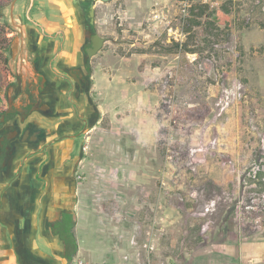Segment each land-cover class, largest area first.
<instances>
[{
    "label": "rangeland",
    "instance_id": "1",
    "mask_svg": "<svg viewBox=\"0 0 264 264\" xmlns=\"http://www.w3.org/2000/svg\"><path fill=\"white\" fill-rule=\"evenodd\" d=\"M253 1L245 0L244 5V0H195L190 17L200 23L190 27L183 53L186 48L199 55L212 51L214 40L223 39L230 40L236 51L219 53L207 74L182 57L175 111H166L171 122L165 127L159 79L175 64L178 50L167 37H158L151 13L157 3L161 6L173 0L97 2L95 27L109 43L92 57L85 54L89 43L86 15L75 12L82 6L64 13L58 6L50 7L48 0H0V115L10 99L22 107L23 92L28 95L32 86L39 93L42 78H47L54 115L37 110L31 117L57 133L46 144L28 148L15 167L1 172L0 196L11 183L22 186L26 182L24 191L16 189L17 200L26 192L28 203L35 204L46 189L57 198L55 184L42 189L30 184L29 177L34 181L48 177L42 167L37 169L38 178L26 171L29 164L37 168L45 164L49 148L58 156L53 164H72L63 174L67 185L79 190L76 198L71 195L69 199L73 204L79 199V245L82 250H96L99 263L88 253L94 264H103L100 257H106L105 248L116 245L119 232H124L128 246L125 264H228L237 248L264 245V229L241 235L231 211L237 175L232 166L242 169L264 150V13L257 10L248 19L247 7ZM200 7L208 9L203 16ZM212 12H218L214 15L220 29L217 35L207 24ZM221 66H227L226 76L221 77ZM72 68L84 72V91L90 89L89 98L97 107L103 106L100 123L85 126L93 129L94 144L82 147L77 159L59 138L79 120L81 127L83 113L88 112L75 101L78 87L69 74ZM91 71L95 79L87 77ZM124 84H131L138 95L146 94L141 106L153 119L148 142L142 143L134 123L114 121L123 112L112 103L114 90L117 86L118 95ZM221 98L229 104L225 109ZM106 130L117 134L110 136ZM76 141L80 145L85 140L79 136ZM193 156L204 161L194 162ZM54 170L49 171L53 181ZM213 199L217 200L215 209L204 213ZM79 257L65 264H78ZM81 260L91 264L86 258Z\"/></svg>",
    "mask_w": 264,
    "mask_h": 264
},
{
    "label": "crops",
    "instance_id": "2",
    "mask_svg": "<svg viewBox=\"0 0 264 264\" xmlns=\"http://www.w3.org/2000/svg\"><path fill=\"white\" fill-rule=\"evenodd\" d=\"M51 4L50 7L58 6L61 11L67 13L72 10L76 6H82V9L75 8L76 14H81L83 16L84 9H86L90 3H93V0H48ZM43 5V4H41ZM49 7V8H50ZM57 7V8H58ZM49 8H46V11L49 12ZM42 10V6L40 8ZM95 12L97 14V3ZM82 16H79V19L82 20ZM106 38V37H105ZM109 40L106 38L105 44L107 45ZM104 44V45H105ZM147 55V54H144ZM92 75L89 73V79H95V74L91 71ZM101 80V77L99 81ZM111 85V84H110ZM124 86V87H123ZM132 87V88H131ZM90 90V89H89ZM84 91V86L81 87L80 85L76 89L75 92V101L78 104H82L84 107L83 109L88 111L83 113L84 117H82L81 127H80V120L79 122L71 124L70 128L67 130L62 131L61 138L62 142L68 144L70 146L69 153L71 157L75 159L78 158L80 155V151L82 147L88 149L90 145L94 144V139L91 134L93 129H87L85 126L87 123L90 126L94 124L100 123L101 118V110L102 105L97 107L96 103L92 98H89L91 91ZM105 93L107 90L104 91ZM142 91H140L141 93ZM114 93L116 95L113 96V104H118L116 107L123 108V112L117 114V118L115 123H121L123 125H134L138 127L140 130V137L141 141L148 142L150 132L152 137L153 132V119L152 116L147 115L145 111H143L142 104H145V92L141 95L138 93L133 92V86L131 84L128 85H120L119 86V94L117 95V86L115 87ZM106 96V95H104ZM87 99V100H86ZM62 102V100H59ZM78 101V102H77ZM142 101V102H141ZM83 102H85L83 104ZM153 103V102H152ZM151 103V104H152ZM87 104V105H86ZM104 104H107L104 103ZM109 104V102H108ZM147 104V103H146ZM60 110V114H61ZM107 111V110H105ZM98 112L97 114H95ZM109 112V111H108ZM85 114L87 116H85ZM95 114V115H94ZM153 114V113H152ZM94 115L93 118L91 116ZM61 116V115H60ZM107 117H111V114L106 115ZM98 120V121H97ZM134 121V122H133ZM65 123V122H64ZM140 126V127H139ZM132 127V126H130ZM134 127L133 129H137ZM141 130L144 132L141 133ZM107 131V130H106ZM110 136H116L117 131L112 130L111 133L107 131ZM145 133V134H143ZM115 134V135H114ZM82 136L85 141L82 143L77 144L76 138ZM66 151V149H65ZM76 152V153H75ZM73 155V156H72ZM53 158L50 161L45 162V164H40L37 168L32 164H29L26 168L27 174L29 176L38 178V171L40 167H43L42 173H47L49 175V171L55 167L54 173L57 175L55 180L48 183L45 178L42 176V180L39 179L38 181H34L33 178H30V184L35 186L37 189H42L51 184L57 189L59 188V192L56 193L58 195L57 198L48 195V189H46L45 193L42 196H38L35 200V204H31L32 202L28 203L30 199H26V192L21 193V197L17 200V193L16 189H20V191H24V189L28 188L27 183L23 182L22 186L17 185L16 183H11L9 187L4 188L3 192L0 196V264H65L67 263V258L65 257L64 252V244L58 235H55L52 231L53 223L59 220L64 211H74L77 215V224L75 226V232L78 240V224L80 222L79 215V199L76 200V203H72L70 201V196L76 198L79 195V190L77 191L74 186L70 187L67 185V181H65L66 175L64 176L63 173L65 171L71 170L69 168L71 165L66 163L63 166L59 165L58 167L57 162L51 163L52 161L56 160L57 157L52 153ZM55 156V157H54ZM75 160L72 159L74 164ZM68 164V165H67ZM70 165V166H69ZM57 167V169H56ZM46 175V174H45ZM41 180V181H40ZM40 182V183H39ZM38 183V184H35ZM37 185V186H36ZM39 185V186H38ZM20 186V187H19ZM75 188V190L73 189ZM78 189V188H77ZM67 193V194H65ZM68 195V196H67ZM65 198V200H64ZM32 206H37V209H34ZM36 210V211H35ZM42 236V237H41ZM119 236V239L116 241V245H112L109 248H105L106 257L102 258L100 262L103 264H125L127 262V248L128 246L125 243V235L124 232H119L116 234ZM250 239L251 236L245 237ZM39 239H44V246L42 243L39 242ZM78 252L76 256L81 255L78 260L82 258H86L90 260L88 253L94 256L95 261H98V255L96 250L89 249V250H82L79 245L78 240ZM127 247V248H126ZM158 249V247H157ZM85 252H87L85 254ZM235 258L232 257V260L228 264H260L264 262V245H256V244H247L243 245L235 252ZM85 254V255H84ZM241 254V255H240ZM75 256V257H76ZM74 257V260H75ZM240 258V259H239ZM93 259V260H94ZM90 260L91 264H94L95 261ZM241 260V261H240ZM99 263V262H97Z\"/></svg>",
    "mask_w": 264,
    "mask_h": 264
},
{
    "label": "built area",
    "instance_id": "3",
    "mask_svg": "<svg viewBox=\"0 0 264 264\" xmlns=\"http://www.w3.org/2000/svg\"><path fill=\"white\" fill-rule=\"evenodd\" d=\"M195 0H173L171 4L161 5L151 13V19L157 23L158 37H167V42L178 43L179 49L177 52V60L175 64L166 70V73L159 79L160 97L162 104L161 116L164 119V126H168L171 118L167 112L175 111L176 91L181 80L180 68L181 59L186 57L188 62L198 66L201 72L210 73L208 65L211 67L217 61L219 53H234L235 47L228 39L214 40L212 51L207 50L202 54L194 51L183 53V45L191 33L190 28V10L194 5ZM202 3H211L210 0H203ZM244 5L246 4L244 0ZM213 5V4H212ZM213 7V6H211ZM250 7V8H249ZM257 10L264 13V0H254L247 7V16L250 19L251 15ZM162 27L163 29L160 30ZM219 66V64H218ZM221 77L227 75V66L219 68ZM228 97V96H226ZM220 104L224 103V98H221ZM229 104H223L222 109H225ZM163 126V128H164ZM166 130V128H165ZM167 131V130H166ZM200 147L199 150L203 151ZM194 162H202L204 158L193 156ZM233 172L237 171L236 175V190L231 205V211L234 214V220L238 232L245 236L248 233L259 232L264 229V150H260L253 161L242 169H236L233 165ZM217 204V200L213 199L204 207V213L212 212ZM78 264H86L84 261Z\"/></svg>",
    "mask_w": 264,
    "mask_h": 264
},
{
    "label": "flooded vegetation",
    "instance_id": "4",
    "mask_svg": "<svg viewBox=\"0 0 264 264\" xmlns=\"http://www.w3.org/2000/svg\"><path fill=\"white\" fill-rule=\"evenodd\" d=\"M91 5L92 3H90V5L86 9H84V13L86 15L85 19L88 24L84 26L85 33L87 32L86 37L89 42L88 46L91 45L92 35L94 33H97L95 27L96 26L95 20L94 22H92L90 17ZM86 48H85V54L86 56H88L86 52ZM85 67L87 68V71L88 69H90L87 59L85 60ZM71 71L77 74V76L80 79V82H77L75 80L74 76L71 74ZM89 72L86 73L87 77L89 75ZM69 74L72 76V80L77 87L79 85L81 87L86 85L87 78L84 72L80 71L79 69L72 68L69 70ZM38 75L40 74L38 73ZM39 85H40L39 93L34 92L33 89H31L32 86H30L31 88H29L28 95L25 96L23 92L22 95L24 97L23 96L22 97L24 102H22L23 104L22 107L15 106V104H13V102L10 99L8 103V108L6 110H3L2 115H0V174L3 171L7 172L8 167L10 168L15 167L16 166L15 163L19 161L18 158H20L23 155V153H25L28 150V148H31V146L46 144L48 138L52 137V135L57 134L56 132H53L47 127L40 125L38 123L39 122L38 120H36L34 117H31V115L35 113L37 110L49 116L54 115V111L51 106L52 102L49 98L51 93L49 91L50 88L48 84V79L42 78V82ZM59 138L61 139V136H59ZM46 154L48 155V157L45 162L50 161L51 158H53L52 151L49 148L46 149ZM37 158L38 157H36L35 160H37ZM51 163H53V161ZM20 166L21 164L17 167ZM44 174L48 176L47 178L45 177L46 178L45 180L48 183L49 181L53 182V179L51 178V176L48 175V172ZM64 212L62 215H64Z\"/></svg>",
    "mask_w": 264,
    "mask_h": 264
},
{
    "label": "trees",
    "instance_id": "5",
    "mask_svg": "<svg viewBox=\"0 0 264 264\" xmlns=\"http://www.w3.org/2000/svg\"><path fill=\"white\" fill-rule=\"evenodd\" d=\"M207 8L200 7L199 8V14L201 16L205 15L207 13ZM89 11V9H88ZM218 12H212L210 17H213V19H209L207 24L210 26L211 29L215 30L214 35H217L220 32V29L218 28L217 19L214 18V15ZM194 23H200L197 20H193V18H190V27L193 26ZM190 29V28H189ZM171 46H174L177 50L179 49V44L174 43ZM184 46V45H183ZM186 51H193L192 49L186 48ZM186 60H188L185 57ZM77 215L74 211H65L64 215H62L61 219L55 221L53 223L52 231L55 235H58L60 239L62 240L64 244V252L65 257L69 262L71 263L74 257L77 255L78 252V240L75 232V226L77 224Z\"/></svg>",
    "mask_w": 264,
    "mask_h": 264
},
{
    "label": "water",
    "instance_id": "6",
    "mask_svg": "<svg viewBox=\"0 0 264 264\" xmlns=\"http://www.w3.org/2000/svg\"><path fill=\"white\" fill-rule=\"evenodd\" d=\"M99 1L109 2L111 0H93V3L90 7V17L92 22L95 20L96 3ZM105 41L106 38L104 36L100 35L98 32L94 33L91 37V45L86 48L87 55L89 57L96 55L103 48ZM71 74L74 76L77 82H80V79L75 72L71 71Z\"/></svg>",
    "mask_w": 264,
    "mask_h": 264
}]
</instances>
